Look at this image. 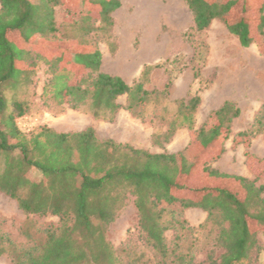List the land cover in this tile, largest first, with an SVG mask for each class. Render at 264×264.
Listing matches in <instances>:
<instances>
[{
  "label": "trees",
  "instance_id": "16d2710c",
  "mask_svg": "<svg viewBox=\"0 0 264 264\" xmlns=\"http://www.w3.org/2000/svg\"><path fill=\"white\" fill-rule=\"evenodd\" d=\"M89 1L100 9L98 17L81 13L59 29L54 8L61 0H0V193L14 200L26 215L59 219L56 227L43 231L42 242L26 247H18L0 231V257H8L11 264H201L195 260L196 234L208 231L214 236L205 254L206 264H256L264 251L257 238V229L264 230V175L253 180L228 175L211 168L206 159L224 152L223 143L240 114L233 102L224 101L195 129L199 96L177 101L165 131L154 132L152 139L162 144L177 130L187 129L193 140L179 153H151L98 139L91 127L70 133L45 126L29 132L18 128L17 121L31 108V102L19 93L29 88L38 63L46 67L47 75L41 100L60 112L64 107H86L93 119L113 121L123 109L143 119L148 105L167 94L170 81L161 92L144 88L147 75L159 64L144 66L132 85L101 71V53L90 37L110 34L111 13L120 3ZM184 1L196 33L219 20L243 47L263 36L264 2L259 4L258 28L252 32L249 20L229 18L235 0ZM57 40L78 45L69 52H54ZM26 60L29 66L24 65ZM74 67L83 72L78 74ZM199 73L193 69V78L198 79ZM123 96L124 105L118 101ZM259 134H264V105L250 127L236 137L250 139ZM32 172L39 179L29 178ZM129 198L149 255L129 251L128 241L118 255L106 237L108 226ZM161 203L199 209L206 216L196 228L185 220H164ZM169 230L171 240L165 237Z\"/></svg>",
  "mask_w": 264,
  "mask_h": 264
},
{
  "label": "rangeland",
  "instance_id": "374dc122",
  "mask_svg": "<svg viewBox=\"0 0 264 264\" xmlns=\"http://www.w3.org/2000/svg\"><path fill=\"white\" fill-rule=\"evenodd\" d=\"M61 1L62 4L54 8L59 29L81 13L99 16L100 9L89 0H84L87 2L84 4L80 0ZM261 2L264 0H235L229 18L243 17L249 20L250 29L255 32ZM119 3V7L111 13L113 26L110 34L94 33L90 37L96 41L101 53L100 69L132 85L140 77L144 66L159 64V68L152 69L147 75L144 88L161 92L170 81L165 97L160 95L156 102L148 105L143 119L123 109L118 111L113 121L93 119L86 107L78 110L64 107L60 112V108L41 100L47 75L46 67L38 63L29 88L19 93L20 97L31 102L30 113L24 117L34 122L32 130L45 126L59 133H70L91 127L98 139H112L151 153H179L193 140V134L187 129L177 130L169 142L156 144L152 139L154 132L165 131V122L171 118L175 103L199 96L200 104L195 113V129H198L207 121L211 111L219 108L224 101H231L239 108L240 114L232 123L229 139L223 143L224 152L215 159L208 156L207 164L228 175L250 180L255 176L262 177L264 134L250 139L236 137V134L250 127L264 105V28L259 41L243 47L239 39L228 32L226 24L219 20H213L201 33L194 32L192 15L184 0H119ZM261 14L264 16V6ZM54 42V52L59 49L69 52L78 45L75 41ZM42 47L36 50L39 49L41 53ZM29 64L28 60L24 63L25 66ZM74 69L79 71L78 74L83 72L79 67ZM193 69H199L198 79L193 78ZM118 101L124 105L126 98L120 97ZM29 178L37 180L39 176L32 172ZM159 208L163 210L164 220L171 217L185 220L195 228L203 223L198 222L202 219L199 209H182L178 204L165 203H161ZM58 222L56 216L26 215L14 200L0 193V231L18 247L42 242L43 231L56 227ZM257 230V238L264 248V230ZM139 235L137 210L133 199L129 198L115 221L108 226L106 237L118 255L127 241L129 251H144L149 255L150 251ZM172 235L170 230L165 232L167 240H171ZM196 236L195 260L206 264L205 254L212 247L214 234L201 231ZM0 264L11 263L8 257L1 256ZM256 264H264V251Z\"/></svg>",
  "mask_w": 264,
  "mask_h": 264
},
{
  "label": "built area",
  "instance_id": "2783aa9c",
  "mask_svg": "<svg viewBox=\"0 0 264 264\" xmlns=\"http://www.w3.org/2000/svg\"><path fill=\"white\" fill-rule=\"evenodd\" d=\"M17 126L21 131L29 132L32 130L34 122H32L28 117H22L17 122Z\"/></svg>",
  "mask_w": 264,
  "mask_h": 264
},
{
  "label": "crops",
  "instance_id": "0c3cea01",
  "mask_svg": "<svg viewBox=\"0 0 264 264\" xmlns=\"http://www.w3.org/2000/svg\"><path fill=\"white\" fill-rule=\"evenodd\" d=\"M200 211H201V210H200ZM200 213H201V217H202V219H201L200 221H198V222H203L204 219H205V214H203L202 211H201Z\"/></svg>",
  "mask_w": 264,
  "mask_h": 264
}]
</instances>
